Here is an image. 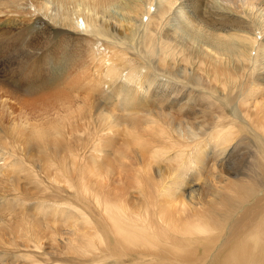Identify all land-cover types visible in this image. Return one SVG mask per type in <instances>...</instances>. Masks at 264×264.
Masks as SVG:
<instances>
[{
    "label": "bare ground",
    "instance_id": "6f19581e",
    "mask_svg": "<svg viewBox=\"0 0 264 264\" xmlns=\"http://www.w3.org/2000/svg\"><path fill=\"white\" fill-rule=\"evenodd\" d=\"M27 25L44 36L31 49ZM69 55V90L20 91ZM7 66L0 200L37 208L0 213V236L34 225V264H217L233 243L221 264L264 257V0H0Z\"/></svg>",
    "mask_w": 264,
    "mask_h": 264
},
{
    "label": "rangeland",
    "instance_id": "374dc122",
    "mask_svg": "<svg viewBox=\"0 0 264 264\" xmlns=\"http://www.w3.org/2000/svg\"><path fill=\"white\" fill-rule=\"evenodd\" d=\"M33 29H34L33 27H30V26L27 25V42H28L27 47L29 49L32 48V46H33L32 43H34L35 41L36 42L37 41H41V38H44V36L42 35L41 32L38 33L37 30H33ZM55 37H56V35L53 37L54 40L52 39L50 44H47V42H45L44 44H41V45H39L37 47V49H36L37 50V56L38 55L41 56L43 54H46V53H48V50H52V49L56 48L55 46H57L59 40L55 39ZM50 39H51V37H50ZM78 43H80V42L79 41H76V42L72 41L71 42V44H76V45H78ZM51 46H52V48H51ZM45 47H47V48H45ZM29 49H27V57L30 54L29 53ZM22 51L24 52V50H22ZM83 54H85V53H83ZM65 62H67V64L65 66H63L62 68L53 69L50 72H48L50 75L46 76L47 78L45 77V78H41V79H38V80H32L31 82L27 83V87L23 86L20 89V91H22L25 94L32 95V94H35V92L38 94V93L44 92V91L45 92L46 91H54V90H58L59 91V90H62L63 87H65V89L70 87V86H68L67 83H65V77L66 76L68 77L69 74L70 75L71 74H74V75L77 74V72H74L76 65L75 66L71 65V64H75V61L72 59V57L70 55H69V58ZM72 66H74V68ZM8 67L9 66L2 67L3 69L1 68L5 72L0 69V75H1L0 76V80H1V82L4 85H6L7 87L12 88V89H14L15 86L20 87L17 84L16 81H12L11 80V76L7 80L8 76H9L7 74L11 70ZM86 72H87V69H86ZM49 76H51V77H49ZM80 85H83V84H80ZM82 87H84V88H80L79 89V93H78V94H80V96H93V98H97V97H94L95 91L93 93L90 91V90H92V88L89 89L88 86L86 87L85 85L82 86ZM17 89H15V90H17ZM134 89H135V87H131V86L127 87L128 91H133L132 93H134V91H135ZM67 90H69V88ZM112 93H113L112 91L111 92H108V91L106 92V89H105L103 91V93L101 94V101L100 100L99 101H100L101 104H103L104 107H107L108 109H110L112 107L111 110H114L115 107H116L115 106L116 102L114 100H111V98L113 96ZM141 100H142V95H141ZM149 101H151V100L145 99L143 102H139L137 105L138 106H144V105H147V103ZM130 107H131V105H130ZM114 111H116V109ZM0 138L2 139V142L5 143V139L3 137H0ZM247 154L249 155L248 152H247ZM242 157H243V160H244L243 161L244 162V166H249L250 167L249 161L251 160V158H249L248 156H245V155H243ZM244 158H246V160ZM248 159H250V160H248ZM29 184H30L29 180H27V182H25V183L23 181H20L19 185L21 187L26 186L27 189H29V188L31 189L30 186L32 184H30V185ZM1 193L3 194V192H1ZM1 193H0V195H1ZM31 193H33V192H31ZM3 196H6V195H3ZM30 197H32V196L29 195V194L28 195H25V194L22 195V198L20 196H18V194H14L13 196H7V200L6 201L5 200H0V213H4V212L6 213L8 208L14 207L15 209H18L20 212H22V211L23 212H30L31 214H34L35 212L33 211V208L35 209V208H37V206H32L31 204L35 203L36 199H35V197L34 198H30ZM17 199H18L19 202L17 201ZM53 214L54 213H51V214L47 215L46 219L48 218L47 220L53 221L55 219ZM51 215L53 216V218H51L52 217ZM38 216H40V215H38ZM13 224L14 225H12L11 228L5 229V231L3 232L2 236H0L1 238L4 239V241L0 242V259H3V260L10 259L12 261H16L17 264H19L20 262H23L25 259H27V261L29 262L28 264H34V260H35L34 257L27 256L28 255L27 252H26L27 249H22L20 245H21V243H24L26 246L29 244L30 239L34 235H37L36 227L34 225H30V226L26 225V226H24V221L22 219L21 220L17 219ZM22 226H24V228ZM27 227H28V229H27ZM49 245H52L53 247H56L52 242H50ZM234 248L238 249V245L236 243L230 244V246H228L223 251V253L219 256V258L217 259L216 263L217 264H221L222 262H225L226 259H229L230 256H231V252L234 250ZM235 253H236L235 255H238L236 250H235ZM64 256L66 257L67 255H64ZM263 260H264V257H263L262 254L256 255L255 261H256L257 264H261ZM63 261H65L66 264H71L69 262L68 258H65Z\"/></svg>",
    "mask_w": 264,
    "mask_h": 264
}]
</instances>
